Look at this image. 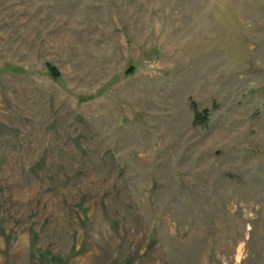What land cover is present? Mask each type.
Segmentation results:
<instances>
[{
	"label": "rangeland",
	"instance_id": "rangeland-1",
	"mask_svg": "<svg viewBox=\"0 0 264 264\" xmlns=\"http://www.w3.org/2000/svg\"><path fill=\"white\" fill-rule=\"evenodd\" d=\"M0 264H264V0H0Z\"/></svg>",
	"mask_w": 264,
	"mask_h": 264
},
{
	"label": "trees",
	"instance_id": "trees-1",
	"mask_svg": "<svg viewBox=\"0 0 264 264\" xmlns=\"http://www.w3.org/2000/svg\"><path fill=\"white\" fill-rule=\"evenodd\" d=\"M46 67H47L49 73H50L52 76H54V77H58V76L60 75V71H59L58 68H57L55 65H53L52 63L47 62Z\"/></svg>",
	"mask_w": 264,
	"mask_h": 264
}]
</instances>
